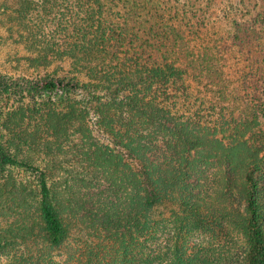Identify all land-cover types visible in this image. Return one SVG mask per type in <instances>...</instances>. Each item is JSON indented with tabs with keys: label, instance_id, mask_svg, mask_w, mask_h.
<instances>
[{
	"label": "trees",
	"instance_id": "trees-1",
	"mask_svg": "<svg viewBox=\"0 0 264 264\" xmlns=\"http://www.w3.org/2000/svg\"><path fill=\"white\" fill-rule=\"evenodd\" d=\"M254 1L217 26L200 0H19L23 19L40 20L66 47L55 56L84 60L35 77L0 71V190L27 191L13 166L39 172L50 247L67 240L71 206L135 229L139 261L115 264H202L186 239L171 255L142 248L157 210L177 204L195 223L203 207L235 223L247 236L245 264H264V127L255 140L250 129L264 120V0ZM91 113L118 148L92 133ZM43 124L82 132L79 175L55 178L18 155L15 141L34 145Z\"/></svg>",
	"mask_w": 264,
	"mask_h": 264
},
{
	"label": "rangeland",
	"instance_id": "rangeland-1",
	"mask_svg": "<svg viewBox=\"0 0 264 264\" xmlns=\"http://www.w3.org/2000/svg\"><path fill=\"white\" fill-rule=\"evenodd\" d=\"M200 1L207 14L218 23L214 22L217 26L222 25L220 18L221 21L231 20L246 11L243 7L253 9L255 2ZM18 2L19 0H0V71L14 77H35L37 74L54 70L80 68L84 60L76 55L65 58L55 56L57 49L66 48L64 44H60L61 40L58 42L56 38L50 39L51 34L40 20H29V14L23 19V14L18 11L22 9L19 8ZM241 2H244L243 5ZM249 16L250 13L245 14L246 18ZM74 74L83 81L87 79L85 69H79ZM207 117L209 120L216 119L214 114H208ZM88 120L91 121L88 123L93 134L113 146L116 145L112 136L98 130L92 113L89 114ZM250 124L251 138L255 140L253 135L264 127V120L259 122L255 119ZM76 128L69 126L62 131L46 124L40 126L37 131L38 140L48 139L51 148L39 141L31 145L17 140L14 145L22 146L23 151L18 152V155L30 158L40 170H49L59 179L74 177L82 171L81 167H74L73 164L80 162L78 158L82 153L78 150L85 143L83 134H80L82 132ZM28 130L33 131L34 128ZM60 144L61 148L58 146ZM52 150L56 154L54 157ZM54 159L57 160L53 161ZM10 169L13 179L24 183L27 191L19 195L16 191L12 193L3 188L0 190V238L3 241L0 264H115L124 258L139 261V237L134 228L115 222L92 220L86 213L74 211L71 206L65 209L63 215L69 230L67 240L60 247H50L44 237V223L40 211L39 172L22 166H13ZM209 176L210 174L207 175L208 179ZM59 185V189L63 191L64 183L60 182ZM201 210L204 214L203 221L195 223L194 217L183 214L181 205L161 206L155 214L159 219L157 230L152 238L145 242L142 247L144 251L148 247L149 250H154L155 254L171 255L174 246L186 239L190 252L200 256L202 264H245L247 236L235 223L221 218L212 209L203 207ZM217 218H221V222ZM163 260L164 263L161 264H166V259Z\"/></svg>",
	"mask_w": 264,
	"mask_h": 264
}]
</instances>
